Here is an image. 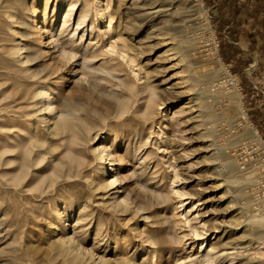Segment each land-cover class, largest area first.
Instances as JSON below:
<instances>
[{
	"label": "rangeland",
	"instance_id": "rangeland-1",
	"mask_svg": "<svg viewBox=\"0 0 264 264\" xmlns=\"http://www.w3.org/2000/svg\"><path fill=\"white\" fill-rule=\"evenodd\" d=\"M220 2L0 0V264H264V104L211 90L264 61Z\"/></svg>",
	"mask_w": 264,
	"mask_h": 264
},
{
	"label": "trees",
	"instance_id": "trees-1",
	"mask_svg": "<svg viewBox=\"0 0 264 264\" xmlns=\"http://www.w3.org/2000/svg\"><path fill=\"white\" fill-rule=\"evenodd\" d=\"M224 8L227 9L226 12L230 15L231 24L226 20L217 21L222 25H226V34L229 37L228 40L221 38L220 41L223 59H233L231 56L233 52L235 50L236 52H239L234 46L236 44L235 42L238 41L239 36H243L247 41L249 50H257L259 57L264 61V0H254L246 5L243 3L239 4L237 0H221L219 3V9L224 12ZM244 22L249 23L247 27L243 26ZM257 39L261 40L259 44L256 42ZM224 47L228 48L227 51H224ZM236 61L238 66L235 69V72L240 75L242 92L245 96V101H247L248 95L252 91V87L242 74L241 68L250 62V58H238ZM251 102H253L254 105L257 103L254 102V99H252ZM254 105L252 107H254ZM248 114L258 130L264 132V112L255 108L254 111H248Z\"/></svg>",
	"mask_w": 264,
	"mask_h": 264
},
{
	"label": "built area",
	"instance_id": "built-area-1",
	"mask_svg": "<svg viewBox=\"0 0 264 264\" xmlns=\"http://www.w3.org/2000/svg\"><path fill=\"white\" fill-rule=\"evenodd\" d=\"M196 1V0H195ZM207 43V42H206ZM209 43V42H208ZM211 44L214 47H217L218 41L215 37H212L211 39ZM264 75L262 76V79L260 81L252 83V91L253 93L250 95V98L261 102L264 104ZM211 90L213 92H219V91H224V92H231L235 91L236 93L240 94V97L244 99V94L242 92V85L240 83L239 77L231 72L230 70L226 69L225 73L217 78L211 86ZM260 97V98H259ZM244 103V101H242ZM241 103V110L244 112L245 111V106L244 104ZM248 152H243L238 156V162H239V169L244 170L246 167V164L248 162L249 155H247Z\"/></svg>",
	"mask_w": 264,
	"mask_h": 264
},
{
	"label": "bare ground",
	"instance_id": "bare-ground-1",
	"mask_svg": "<svg viewBox=\"0 0 264 264\" xmlns=\"http://www.w3.org/2000/svg\"><path fill=\"white\" fill-rule=\"evenodd\" d=\"M150 8H154V5L151 6ZM217 187H219V185ZM217 198L223 199L224 195H219ZM237 224H239V221ZM235 225H236V223L234 225H231V224H227L224 221H222L217 226H215L214 228L208 229V231H210V232H212V231L221 232L222 238L226 237L227 240H225V242L228 241V243H229V246H225L227 244V242L226 243L224 242L225 245H224V243L223 244L217 243L213 247V249H214L213 252L206 251L204 254V257L208 263H210L213 260L214 256H217V257L223 256L224 251L227 247L228 248H236L237 247V243H238L237 241L239 240L237 237H239V235L233 236V235H235V231L237 229V225H236V227H235Z\"/></svg>",
	"mask_w": 264,
	"mask_h": 264
},
{
	"label": "crops",
	"instance_id": "crops-1",
	"mask_svg": "<svg viewBox=\"0 0 264 264\" xmlns=\"http://www.w3.org/2000/svg\"><path fill=\"white\" fill-rule=\"evenodd\" d=\"M225 10H226V8H224ZM227 11V10H226ZM259 41H257V44H259L260 42H261V40L260 39H258ZM237 44H245V42H244V38L242 37V36H239V39H238V41L236 42ZM254 102L256 103H258V101H256V100H254ZM257 103L254 105V107H259L260 108V105L258 104L257 105ZM251 108H253V107H251Z\"/></svg>",
	"mask_w": 264,
	"mask_h": 264
}]
</instances>
